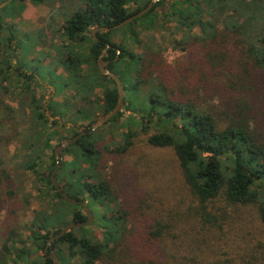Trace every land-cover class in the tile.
I'll use <instances>...</instances> for the list:
<instances>
[{
  "label": "trees",
  "instance_id": "trees-1",
  "mask_svg": "<svg viewBox=\"0 0 264 264\" xmlns=\"http://www.w3.org/2000/svg\"><path fill=\"white\" fill-rule=\"evenodd\" d=\"M150 1L77 0L74 12L65 14V42L55 50L67 75H54L51 66L46 73L80 105L42 104L31 88L40 74L18 61L21 39L0 19V107L16 131L27 112L33 115L24 153L14 159L23 173L36 177L45 203L34 214L26 241L14 229L7 232L0 264H38L40 252L44 264H53L45 254L52 231L57 235L60 228L87 220L80 206L69 204L52 186L57 163L52 144L66 139L62 128L75 138L79 122L88 129L115 109L117 85L98 68L107 45L103 61L124 86V112L66 149L72 160L63 163L56 179L66 194L83 202L88 198L94 207L106 204L111 215L97 213L92 224H101V239L87 227L55 241L54 248L67 247L66 253H56L60 264L76 257L79 264H264V0H172L164 16L185 30L176 42L185 55L173 65L155 38L142 36L156 25L157 9L167 0L124 28L92 36L94 29L115 27ZM119 32L123 37L114 42ZM25 37L35 40L34 47L47 43L44 29ZM135 47L142 52L136 54ZM13 87L20 95L17 110L5 104ZM59 107L73 110L71 126L51 121L48 113L63 120ZM121 126L126 133L119 135L120 143H107L106 135L115 132L111 128ZM137 126L150 147L172 150L171 182L148 186L142 160L122 167L120 158L133 148ZM17 196L14 177L0 169V210ZM240 208H248L251 216Z\"/></svg>",
  "mask_w": 264,
  "mask_h": 264
},
{
  "label": "rangeland",
  "instance_id": "rangeland-1",
  "mask_svg": "<svg viewBox=\"0 0 264 264\" xmlns=\"http://www.w3.org/2000/svg\"><path fill=\"white\" fill-rule=\"evenodd\" d=\"M76 1L77 0H46V4L42 5L40 8H43V10L48 12V14L43 15L37 11L39 9H37L36 6L35 8L32 7L34 5H32L29 1L0 0V19L6 24H9V26L15 30L18 37L21 39L18 61L21 62L25 70L30 73L37 70L40 74L39 77L41 78L39 79V85L34 83L31 85V88L32 92L42 101L43 105H47L50 102L54 104H63L67 100L70 105H73L74 103H77L78 105L81 104L80 100L74 97L73 93L67 90L59 91L58 84H56L53 76L46 73V71L50 69L49 66H51L54 75L63 77H66L67 75L65 68L59 65L60 60L56 57L55 47L60 46L65 42L63 37H61V30L67 20L65 14L75 10L76 3H78ZM27 4H29L30 8H34L35 12L28 13L26 17H24L22 14L26 10ZM171 4L172 0H167L163 6L157 9L156 25L150 27L148 30L144 29V31H142V36L155 38L158 50L163 55V58L168 64L173 65L182 60L185 55L180 46V48H176V42L181 40L185 30L178 29L174 20H166L164 13L167 12ZM134 8V5L130 6V9ZM15 16L17 17L14 18ZM39 28L46 31L47 43L42 46L37 45L34 47L35 40L27 39L25 34ZM139 30H141V28H139ZM193 33L200 34L198 29H194ZM122 37L123 33L119 32L115 34L113 40L114 42H119ZM134 52L136 54H140L142 49L140 47H135ZM96 95H101V91L97 90ZM19 96V90L16 87H13L10 93L4 97L5 104L14 110L19 109ZM82 105L84 104L82 103ZM60 110L65 114L63 120L58 115L53 117L51 113H48L51 121L55 122L58 120L59 123L66 124L68 126L72 124L70 119L72 115H74V112L71 107L70 109L63 108ZM2 112L3 109L0 107V169H5L12 174L18 196L11 202H8L5 208L0 210V248L1 244L6 239L7 232L10 229H14L15 232H17V234H19L21 238L26 241L30 233L29 224L33 220L34 214L42 211V206L45 205V203L42 202L43 196L40 197L41 193L39 190L41 189V186L37 184L36 177L29 172L26 174L23 173V170L20 169L14 159L16 155L24 153L23 142L27 140L26 131L30 126L29 122L33 115L28 114L27 112V116L23 121H21V117L17 115L16 120L20 121L19 126H17L18 131H16V126H14L15 128L12 127V122L5 119L7 116L5 115V112L4 114H2ZM122 112H124V110ZM124 117L128 118L129 113L125 112ZM125 118L121 120V123L124 122ZM78 125L81 130V123L79 122ZM53 128L57 129V126L55 125ZM111 130H113V132L115 131L113 133L114 135H112L113 137L110 136V134L106 135V142H112L116 143L115 145H118V143H120L119 135L126 133L125 128L123 126L119 129L112 127ZM135 130L138 132V137L134 140L133 148L129 154L120 158L122 160H120L122 167L127 164L128 161L130 163H134L138 160H142V164L144 166L143 172L148 174L146 181L148 186L154 188L156 185L153 186V184L162 186L163 182H171L176 171V163L172 150L155 149L150 147L147 143L148 136L141 132V127L137 126ZM106 131H108V128H105L102 133H106ZM69 134L70 132L68 130L62 128V136L71 138L69 137ZM117 137H119V139ZM58 144L59 143L57 141H54L52 148L55 149ZM51 152V150H47L46 154L50 155ZM71 160L72 157L64 154L63 160L60 163L63 166L64 162H69ZM120 178L121 175L119 176V179ZM121 179L120 181H122ZM84 202L89 204L90 211L96 221L97 213L100 215L106 212L107 215H111V210H107L106 204H99L98 206L96 203L95 208L94 204H90V200L88 198H86ZM240 209L245 215L251 216L248 208ZM89 227H91L92 234H95L98 239L102 238L104 230L99 222L97 224L90 225ZM260 234L262 236L261 240L264 241V231H260ZM22 247L21 243L17 244V248L20 249ZM61 251L64 253L67 252V247L63 244L54 248L55 254ZM43 254V252L39 253L40 258L36 259L38 264H44L41 259ZM80 262L81 260L76 257L71 264H79Z\"/></svg>",
  "mask_w": 264,
  "mask_h": 264
},
{
  "label": "water",
  "instance_id": "water-1",
  "mask_svg": "<svg viewBox=\"0 0 264 264\" xmlns=\"http://www.w3.org/2000/svg\"><path fill=\"white\" fill-rule=\"evenodd\" d=\"M162 1L163 0H151L149 5L144 10L137 13L136 15L128 18L127 20H125L124 22H122L121 24H119L115 27H112V28L105 27V28H100V29H94L92 31V36H94L96 38V33L98 31H102V32L106 33V32L115 31V30H119L121 28H124L125 26H127V25L133 23L134 21H136V20L144 17L145 15H147L154 8V6L157 3L162 2ZM107 48H111V46L107 45ZM106 51L107 50H105L103 52V54L101 55V57L98 61V68H99V71H100L102 76H106V77L111 78L117 85L119 97H118V102H117L115 109L112 112H110L109 114H107L104 118H102V119L98 120L96 123H94L90 128H88V129L81 128L80 134L77 137L64 139L54 150V155H55L57 163H56L54 171L51 174L52 186L63 197V199L65 201H67L69 204H71L73 206H80L82 208L85 216L87 217V220H86V222H83V223H72V224H69L67 226H64V227L60 228L59 233L57 235H55V232L57 230L52 231V235L47 242L45 254L48 251H50L49 258L53 261V264H60V260L56 256L54 249H53L54 242L60 240L67 233H70L73 230L89 227L90 225H92V223L94 221L93 214L90 211V209L87 207V204L81 200L75 199V198L71 197L70 195L66 194L57 182L56 175L58 173V170L62 166L60 162L63 160L65 150L68 149L69 147H71L72 145L76 144L78 142V140H80L83 136H85L87 134H93L97 130L104 127L112 119H114L119 113H121L123 111V107H124V98H125L124 86H123L122 82L120 81L119 77L115 73L111 72L108 67H104V66H108L109 62L102 61V58L105 56ZM117 54L118 55L120 54L119 50H117Z\"/></svg>",
  "mask_w": 264,
  "mask_h": 264
},
{
  "label": "crops",
  "instance_id": "crops-1",
  "mask_svg": "<svg viewBox=\"0 0 264 264\" xmlns=\"http://www.w3.org/2000/svg\"><path fill=\"white\" fill-rule=\"evenodd\" d=\"M32 7L35 8V6H32ZM40 7H42V6H37V7H36L37 9H39V10H37V11H38L39 13H42L43 15H47L48 12H45V11L43 10V8H40ZM34 8H30L29 4H27L26 10H25L24 13L22 14V16L26 17V15H27L28 13H33V12H35ZM72 12H74V11H72ZM39 29H40V28H39Z\"/></svg>",
  "mask_w": 264,
  "mask_h": 264
},
{
  "label": "flooded vegetation",
  "instance_id": "flooded-vegetation-1",
  "mask_svg": "<svg viewBox=\"0 0 264 264\" xmlns=\"http://www.w3.org/2000/svg\"><path fill=\"white\" fill-rule=\"evenodd\" d=\"M109 48H106L105 50H108ZM105 50H103V52L105 51ZM103 52H102V54H103ZM101 54V55H102ZM107 56V51H106V54H105V56L102 58V61H103V59L105 58ZM101 57V56H100ZM100 59V58H99ZM104 62H109V61H104ZM105 67H108L109 68V65L108 66H105ZM48 256L50 255V251H48L47 253H46Z\"/></svg>",
  "mask_w": 264,
  "mask_h": 264
}]
</instances>
